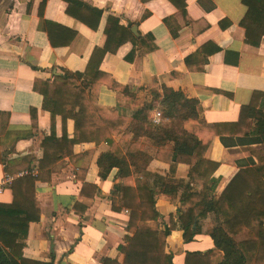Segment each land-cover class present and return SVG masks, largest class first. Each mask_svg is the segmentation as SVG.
<instances>
[{
    "label": "crops",
    "instance_id": "obj_1",
    "mask_svg": "<svg viewBox=\"0 0 264 264\" xmlns=\"http://www.w3.org/2000/svg\"><path fill=\"white\" fill-rule=\"evenodd\" d=\"M71 1L102 13L96 30L67 14L65 0H0V204L12 203L14 180L36 177L45 138L54 134L56 139L66 135L72 140L75 135L72 120L64 126L60 116L51 117L53 106L34 90L35 82L84 73L94 50L105 46L110 16L119 26L130 28L136 44L127 42L104 57L99 71L108 80L89 93L104 116L120 118L123 124L112 144L74 145L70 157L56 161L50 175H42V181L35 183L39 221L29 225L23 258L43 264H103L105 259L121 263L118 247L131 235L127 232L130 214L126 209L113 211L112 197L116 186L136 190L141 184L157 193L159 217L150 227L170 230L165 243L172 264H184L186 253L214 251L212 213L200 221V234L183 243L178 224L182 190L172 196L162 194L148 175L187 185L190 168L180 164L171 174L170 166L156 159L158 147L152 140L140 137L136 141L133 115L163 89L197 101L198 118L186 121L183 129L200 142H208L204 159L219 164L213 175L217 199L240 170L264 166V146L247 145L234 135L244 133L246 127L220 128L225 145L208 133L214 125L237 124L241 109L249 106L253 96L264 103L260 98L264 94V38L257 48L245 44L240 23L247 9L241 0ZM173 1L182 6L178 8ZM75 9L74 14L85 17ZM66 30L75 32V37L60 47L69 35ZM140 41L146 46L140 47ZM51 42L59 47L53 48ZM250 122L249 133L255 127V121L246 124ZM134 144L136 154L144 157L132 164L126 147ZM116 150L122 152L127 168H113L101 179L100 158ZM20 160L31 171L18 170ZM5 165L12 167V176L5 175ZM190 186L192 194L203 191L201 184Z\"/></svg>",
    "mask_w": 264,
    "mask_h": 264
},
{
    "label": "trees",
    "instance_id": "obj_2",
    "mask_svg": "<svg viewBox=\"0 0 264 264\" xmlns=\"http://www.w3.org/2000/svg\"><path fill=\"white\" fill-rule=\"evenodd\" d=\"M65 1L68 3L67 14L92 30L97 29L102 16L100 11L71 0ZM173 2L178 8L182 6ZM241 3L247 9L240 23L245 32V44L257 48L264 38V0H241ZM75 8L85 17L74 14ZM66 31L69 35L60 47L68 46L75 37V32ZM104 35V48L94 50L84 73H65L54 77L52 82H35L34 90L53 106L51 117L60 116L64 126L67 120H72L75 124V135L72 140H68L66 135L56 139L54 134L45 138L42 142L43 158L36 168V177L28 175L12 182V203L0 204V264H43L22 256L29 225L39 221L35 183L42 181V175H50V169L56 161L70 157L74 145L94 142L112 144V137L121 129L123 120L104 116L89 92L96 85L108 80L99 71L104 57L115 54L127 42L135 45L136 40L129 27L119 26L118 20L111 16L107 19ZM51 45L53 48L59 47V44L52 42ZM139 45L145 47L146 43L140 41ZM260 98H264V94ZM263 109L264 103L259 102L255 95L249 106L241 109L237 124L214 125L208 129V133L220 137L225 145V135L219 129L242 126L246 127V131L242 134L235 133L236 137L249 142L247 145L264 146ZM155 111L161 115L159 125L151 122ZM200 111L197 101L186 99L180 92L163 89L162 93H153L152 101L136 111L132 121L136 141L140 137L152 140L158 147L156 159L169 165L171 174L180 164L190 168L187 185L180 181L169 182L159 176L148 175L162 194L172 196L182 190L183 209L180 210L178 224L183 243H190L200 234L199 223L208 213L215 216L216 225L210 232L215 250L205 254L186 253L184 264H264V166L240 170L216 199L214 192L217 180L213 175L219 164L204 159L208 142H200L195 135L183 129V124L196 120ZM249 120L255 121L254 130L250 133L247 130L251 122L246 124ZM135 150V144L126 147V152L131 153L129 160L132 164L144 157L136 154ZM262 154L264 155V151ZM255 155L258 158L261 156L258 153ZM23 160L17 163L18 170L31 171L28 166L23 167L26 164ZM98 165L101 179H106L113 168L120 171L127 168L126 159L119 150L103 155ZM11 170L12 167L4 166L5 175L12 176ZM192 184H201L203 191L192 194ZM209 185L211 187L208 189ZM156 196L155 190L147 184H141L136 190L116 186L112 197V210L126 209L129 212L127 232L131 235L125 236L124 243L118 247L122 262L105 259L103 264H172V255L166 252L165 243L170 230L160 232L150 227L159 217L155 210Z\"/></svg>",
    "mask_w": 264,
    "mask_h": 264
},
{
    "label": "built area",
    "instance_id": "obj_3",
    "mask_svg": "<svg viewBox=\"0 0 264 264\" xmlns=\"http://www.w3.org/2000/svg\"><path fill=\"white\" fill-rule=\"evenodd\" d=\"M151 122L152 124L154 125H159L160 122H161V115L158 111H155L153 114H152V117H151ZM127 213V212H126Z\"/></svg>",
    "mask_w": 264,
    "mask_h": 264
}]
</instances>
